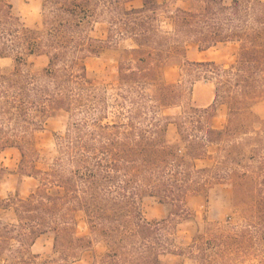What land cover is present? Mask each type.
Segmentation results:
<instances>
[{
    "label": "trees",
    "instance_id": "trees-1",
    "mask_svg": "<svg viewBox=\"0 0 264 264\" xmlns=\"http://www.w3.org/2000/svg\"><path fill=\"white\" fill-rule=\"evenodd\" d=\"M219 45L231 46L225 63L186 57ZM41 55L46 64L30 69ZM91 56L116 62L115 84L88 80ZM7 58L0 152L18 150L17 172L36 184L0 199V264H68L85 250L90 264H264V120L254 111L264 100L263 0H41L38 28L25 26L14 0H0ZM169 60L180 62L172 82ZM184 78L206 80L211 103L183 105ZM61 116L56 154L38 169L35 133ZM203 158L213 163L198 167ZM9 174L0 163V181ZM220 180L232 185L233 223L206 221L187 245L177 243L189 204ZM145 197L164 206V218L144 217ZM79 219L87 235H77ZM40 238L52 241L47 259L31 251Z\"/></svg>",
    "mask_w": 264,
    "mask_h": 264
},
{
    "label": "rangeland",
    "instance_id": "rangeland-1",
    "mask_svg": "<svg viewBox=\"0 0 264 264\" xmlns=\"http://www.w3.org/2000/svg\"><path fill=\"white\" fill-rule=\"evenodd\" d=\"M186 0H176V4L181 6L185 4ZM264 1V0H263ZM19 13L22 17L23 23L27 27L38 28L41 25V0H14ZM231 46L219 45L208 52L196 55L190 54V58L202 59L206 57L214 58L220 63L227 61L228 50ZM47 62L45 56H32L28 60L30 69L37 70L43 67ZM13 66L11 59H0V71L7 72ZM180 62L169 60L163 67L165 79L167 81H176L178 78ZM86 77L90 81L98 80L106 85H113L116 83L117 66L116 62L111 58L87 57L85 59ZM182 86L185 91L191 88V94H185L182 104L191 103L194 106H207L211 103L212 86L206 80L188 82L186 78L182 81ZM179 108H174L170 112L176 113ZM256 115L264 120V100L254 106ZM226 116V108L219 107L217 122L223 123ZM65 116L59 117L57 120L46 122L42 129L35 133V148L38 153V158L35 163L38 169H46L50 164L52 158L56 154L55 137L62 135L65 130ZM166 136L173 140L177 138L176 129L170 125ZM208 153L214 155L215 147L209 146ZM20 153L14 148L7 149L0 152V163L8 169L12 175L0 181V199L7 200L14 196L16 191L21 197L26 196L31 188L36 184V179L32 176L22 175L17 172ZM213 160L207 158L196 161L198 167H204L212 164ZM215 187L208 191L206 197H198L194 199L189 207L192 211V217L181 221L176 225L174 231V239L181 245H187L198 229H202L206 221H223L233 223L234 213L231 202L232 185L230 181L220 180ZM2 202L1 205H5ZM143 215L150 221L158 220L165 217L164 206L159 204L154 198L145 197L142 201ZM7 213L6 210L1 209L0 214ZM227 216H232L229 220ZM225 220V221H224ZM78 236L87 235V228L83 220L79 219L76 227ZM32 253L37 254L39 259H47L52 253V241L47 238L38 239L31 248ZM169 257V256H168ZM92 260V253L85 250L80 257L68 264H90Z\"/></svg>",
    "mask_w": 264,
    "mask_h": 264
},
{
    "label": "crops",
    "instance_id": "crops-1",
    "mask_svg": "<svg viewBox=\"0 0 264 264\" xmlns=\"http://www.w3.org/2000/svg\"><path fill=\"white\" fill-rule=\"evenodd\" d=\"M215 48V47H214ZM213 48H211V49H208V50H205V51H187V53H186V57H187V59H189V60H215V61H217L216 59H214V58H208V57H206V58H202V59H197V58H190V54H196V55H200V54H203L204 52H208V51H210V50H212ZM175 61H178V60H175ZM179 62V61H178ZM218 62V61H217ZM165 65V64H164ZM171 125V124H170ZM170 125H168V127H167V130H168V128H169V126ZM175 127V126H174ZM167 132V131H166ZM164 212H165V209H164ZM168 260L170 261V262H172V263H174V262H176L177 260H178V257L177 256H175V255H170L169 257H168Z\"/></svg>",
    "mask_w": 264,
    "mask_h": 264
},
{
    "label": "built area",
    "instance_id": "built-area-1",
    "mask_svg": "<svg viewBox=\"0 0 264 264\" xmlns=\"http://www.w3.org/2000/svg\"><path fill=\"white\" fill-rule=\"evenodd\" d=\"M227 218H230L229 216H227Z\"/></svg>",
    "mask_w": 264,
    "mask_h": 264
}]
</instances>
